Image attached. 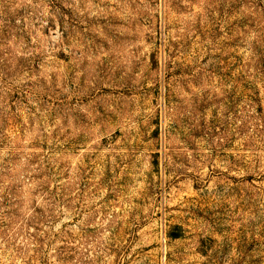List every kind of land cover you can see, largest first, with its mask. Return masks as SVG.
<instances>
[{
  "label": "rangeland",
  "instance_id": "1",
  "mask_svg": "<svg viewBox=\"0 0 264 264\" xmlns=\"http://www.w3.org/2000/svg\"><path fill=\"white\" fill-rule=\"evenodd\" d=\"M0 264H264V0H0Z\"/></svg>",
  "mask_w": 264,
  "mask_h": 264
}]
</instances>
